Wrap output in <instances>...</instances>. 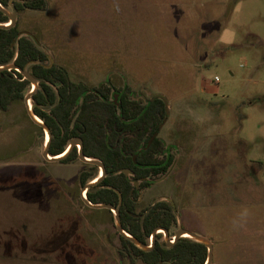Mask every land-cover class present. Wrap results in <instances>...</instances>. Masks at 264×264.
Masks as SVG:
<instances>
[{
  "label": "rangeland",
  "instance_id": "374dc122",
  "mask_svg": "<svg viewBox=\"0 0 264 264\" xmlns=\"http://www.w3.org/2000/svg\"><path fill=\"white\" fill-rule=\"evenodd\" d=\"M18 26L75 82L167 100L175 161L138 213L168 201L212 264H264V0H47ZM46 136L24 100L0 111V264H143L82 203L83 163L44 160Z\"/></svg>",
  "mask_w": 264,
  "mask_h": 264
},
{
  "label": "trees",
  "instance_id": "16d2710c",
  "mask_svg": "<svg viewBox=\"0 0 264 264\" xmlns=\"http://www.w3.org/2000/svg\"><path fill=\"white\" fill-rule=\"evenodd\" d=\"M0 5L17 12L44 11L47 0H0ZM8 22L9 18L0 10V24ZM10 64L28 70L39 82L31 102L34 113L51 131L50 156L63 154L73 139L81 138L84 155L104 164L105 176L86 193L91 203L118 208L124 231L146 245L156 229L171 231L177 227L176 213L167 201L137 212L141 191L166 175L174 163L171 149L159 137V126L167 118L163 100H152L153 97L144 102L134 99L129 87L120 90L110 83L89 87L73 81L64 67H50L49 56L31 36L19 30L18 22L14 27L0 29V67ZM31 89V83L18 71L0 72V111L7 112L15 102L23 101ZM114 90L119 92L117 104ZM78 160L75 147L57 163ZM83 165L79 175L81 188L94 181L100 171L98 166ZM124 169L132 174L121 173ZM118 192L123 198L121 206ZM161 238L157 234L155 246L146 252L120 236L122 247L118 254L143 264H205L208 250L204 245L181 238L168 247Z\"/></svg>",
  "mask_w": 264,
  "mask_h": 264
},
{
  "label": "water",
  "instance_id": "95a60500",
  "mask_svg": "<svg viewBox=\"0 0 264 264\" xmlns=\"http://www.w3.org/2000/svg\"><path fill=\"white\" fill-rule=\"evenodd\" d=\"M0 10L9 18L8 23L0 24V29L14 27L18 22V12L14 9L7 10V9L3 8L1 5H0ZM26 35L30 36L27 33H26ZM52 65H53V61H51L50 67ZM11 70L18 71L19 73H21L24 76V79L28 80L31 83L32 89L30 92L26 93L25 98H24V103H25V106L27 108L28 115H29L30 119L32 120V122L34 124H36L38 127L42 128L44 133L46 135H48V140L44 144L43 151H42V157L44 158V160H46L47 162H51V163L60 162L61 160L66 158L75 147H78V159H79V161H81L84 164H91V165L98 166L100 168L99 176L94 181L86 184L85 186H83L81 188V191H80L81 200L83 201V203L87 207H89L91 209H96V210H110L112 213H114L115 221H116V229H117V232L119 233V235L128 239L129 241H131L136 247H138L139 249H141L143 251L148 252V251L153 249V247L155 246L157 233H159L160 230H163L164 236H165V240H164L163 244H165L168 247H172L179 239L190 238V239L204 245L207 248L208 257H207L205 264H212V262H213V249L214 248H213V242L211 240H209L205 237L199 236L195 233H192V232H190L184 228H179V230L175 233L174 237L172 238L170 236L168 230L158 228L152 234L151 244L146 245V244H143L142 242H140L139 240H137L136 238L132 237L131 235H129L128 233H126L124 231L118 208H116L112 205H108V204H93V203H91L88 200L86 193L91 187L100 183V181L105 176L106 170H105L104 164L99 160L90 159L84 155L83 140L81 138L73 139L63 154H61L59 156H50L49 146H50V141H51V136H52L51 131H50L49 127L39 117H37V115L34 113V105L31 104L32 95L38 90L39 82L36 80L35 77H33V75L28 70L20 69L15 64H10V65L0 67V72L11 71ZM116 99H117V97H116ZM154 99L163 100L165 107H166V116L168 117L169 109H168L167 100L163 96H159V95L155 96L152 100H154ZM30 104H31V107H30ZM116 104H117V100H116ZM165 121L159 126V131L162 129ZM121 173H124L126 176H130L132 174L131 171L128 169L121 170ZM134 184L136 187H138V185H139L138 182H135ZM118 194H119V206H121L122 202H123V198H122L121 193L118 192Z\"/></svg>",
  "mask_w": 264,
  "mask_h": 264
},
{
  "label": "flooded vegetation",
  "instance_id": "af4514ba",
  "mask_svg": "<svg viewBox=\"0 0 264 264\" xmlns=\"http://www.w3.org/2000/svg\"><path fill=\"white\" fill-rule=\"evenodd\" d=\"M116 97H117V99H116ZM115 99L118 100V94H114V100H115ZM116 100H115V103H116ZM117 103H118V101H117ZM159 132H160V131H159ZM167 148H168V147H167ZM169 149H171V153H172V150H173L174 148H169ZM172 154H173V153H172ZM174 161H175V158H174ZM173 164H174V163H173ZM172 166H173V165H172ZM99 174H100V173H99ZM98 176H99V175H98ZM164 176H165V175H164ZM164 176H162V177H164ZM162 177H161V178H162ZM161 178H160V179H161ZM163 201H164V200H163ZM167 202H168V201H167ZM169 203H170V202H169ZM170 204H171V203H170ZM178 223H179V222H178ZM177 227H178V224H177ZM177 227H176L175 229H177ZM179 228H182V227L180 226ZM179 228H178V230H179ZM178 230H177V231H178ZM177 231H176V232H177ZM176 232H175V233H176ZM157 234H161L162 237H163L164 232H163V230H160L159 233H157ZM169 234H170V236H171L172 238H173L174 235H175V234H172V230L169 231ZM151 238H152V236L149 238V244H148V245L151 244ZM161 239H162V238H161ZM164 240H165V236H164ZM161 241H162V240H161ZM163 242H164V241H162V244H163Z\"/></svg>",
  "mask_w": 264,
  "mask_h": 264
},
{
  "label": "bare ground",
  "instance_id": "6f19581e",
  "mask_svg": "<svg viewBox=\"0 0 264 264\" xmlns=\"http://www.w3.org/2000/svg\"><path fill=\"white\" fill-rule=\"evenodd\" d=\"M30 107H31V104H30ZM48 140V135L46 136V141ZM46 141H45V143H46Z\"/></svg>",
  "mask_w": 264,
  "mask_h": 264
},
{
  "label": "built area",
  "instance_id": "2783aa9c",
  "mask_svg": "<svg viewBox=\"0 0 264 264\" xmlns=\"http://www.w3.org/2000/svg\"><path fill=\"white\" fill-rule=\"evenodd\" d=\"M215 81H216V82H218V81H219V79L216 77V78H215Z\"/></svg>",
  "mask_w": 264,
  "mask_h": 264
}]
</instances>
